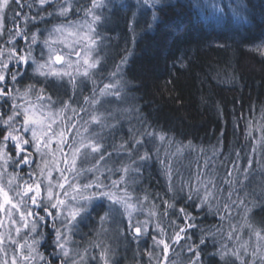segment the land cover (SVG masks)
<instances>
[{
	"label": "trees",
	"instance_id": "trees-1",
	"mask_svg": "<svg viewBox=\"0 0 264 264\" xmlns=\"http://www.w3.org/2000/svg\"><path fill=\"white\" fill-rule=\"evenodd\" d=\"M22 2L30 4L32 0H22ZM90 2L91 0H79L75 6L87 7ZM240 2L243 4V9L237 12L234 9L238 0H160L155 8L145 5L143 0L137 2L104 0L99 12L101 22L95 26L96 31L100 33L98 39L103 40L98 47L97 55L104 60L98 66V71L93 73L91 80L82 76L77 77L78 87L72 101L73 107L78 112L80 106L88 107L83 105V98L91 95L93 81L97 90L103 88L104 84L111 83L112 81L107 78L108 73L114 70V65L120 63L123 57H127V62L122 65V79L127 82L122 93L123 99L118 101L113 96L102 98V104L96 109L98 113L105 115L112 113L114 119L109 118L106 123L116 126L101 130L99 126L90 125L89 133L99 132L103 136L101 143L105 145L107 152L112 153V160L108 161L109 166H112V161L128 162L126 152L117 153L113 149L125 141L131 143L130 137L139 138V133L145 128L148 131L155 129L158 133L164 132L175 141L169 146L166 142L162 144L158 139L150 140L144 137L145 147L151 151L152 159L142 164L137 161L134 165L141 168V174L139 176L133 174L129 177V191L133 196H139L141 199L148 194L149 200L144 203L145 211L138 212L135 219L141 221L147 219V209L153 203L160 205L162 200L175 203L176 210L186 207L194 217L191 223L196 225V228L189 233L192 236L190 242L198 243L202 230L211 229L217 233L215 238L209 239L207 246L203 248V264H221L219 256L213 253L221 244H227L231 248L238 243L235 238L229 241L226 234L229 231V223L239 226L243 221L235 209L231 221L228 219L221 221L220 215H223V211L218 215L215 214V210L209 212L207 207L203 210L195 207L194 204H199V200L195 197L192 201L187 200V188L184 187V190L180 191L182 181L191 180L195 185L198 168L201 171L214 168L215 173L218 174L217 186L223 187L222 196H227L228 188L223 183L225 168L221 166V161L227 163V158L235 159L234 149L240 150L243 146L242 157L248 155L251 159L254 156L259 161L245 191L250 194V200H256L258 194L264 190V144H262L264 141V54H262L264 53V0H240ZM104 6L114 9L116 14L104 15ZM134 7L138 10L135 11ZM52 10L53 7L47 9V11ZM153 11L157 14L155 21L152 20ZM23 12L35 15L36 8L30 10L24 7ZM43 14L42 12L41 15ZM12 15L13 13L9 11L6 28L14 27ZM83 16L84 12L81 11L73 12L66 20L61 18L51 20L52 17H46L48 23H38L37 26L43 30L52 23L75 21ZM17 23L23 27L22 21ZM133 27L135 28L134 43L131 31ZM29 28L30 31H35V27L30 25ZM7 39L8 35L5 31V35L0 37V48L12 47L6 45ZM25 45L24 39L16 38V47L25 49ZM36 57L38 58L37 55ZM3 59L7 60V52ZM9 68L11 72L8 73L6 86L16 98L0 99V112L10 114L11 104L24 102L15 90L19 88L23 92V86L29 83L35 84L37 89L46 87L53 99L60 97L68 100L73 96L69 79L58 82L49 77V83H46L44 78L34 76L33 67L17 65L14 60L9 64ZM17 69L21 75L17 76L18 83H13L11 74L17 72ZM4 86L0 84V87ZM6 99L7 103H5ZM31 100L35 102V95ZM59 107V104L54 106L57 109ZM79 114L83 120H88V115ZM67 115L71 116L72 113L69 112ZM83 120L78 123L82 134ZM189 141L193 145L192 149L186 148L182 153L170 155L176 153L177 147L187 145ZM213 146L218 147L222 155L213 158L215 164H210L209 170H206L204 161L212 157ZM253 147L256 149L255 153H252ZM31 148L28 146V150ZM157 148H159L158 153ZM201 148L204 149L203 153L200 151ZM9 150L15 155L10 142ZM143 151L144 148H141L140 154H143ZM93 162H78V166L90 167ZM167 163L172 165L175 200L172 199L173 193L168 192V180L164 174V165ZM241 163L246 164V161L242 160ZM36 164H40V161L34 163L33 167L20 165L18 169L20 173L32 172ZM228 167L231 168L230 163ZM116 178L118 177L113 176V179ZM240 179L242 180L243 177ZM132 180L136 183H131ZM240 195L243 197L244 192ZM217 196L221 198V194L217 193ZM32 208L38 210L40 215H45L39 208L34 209V206ZM99 215H103V210L94 206L90 214L80 219L73 236L75 241L73 247L78 245L83 249L88 246L89 241L97 239V233L101 228ZM254 218L257 221L264 219V210L254 209ZM47 219L43 225L40 223L38 228L43 234V241L40 242L38 251L52 260L53 264H59V259L51 255L52 251L56 252L53 242L55 230L53 227L52 230L49 228ZM120 219L117 217L116 223L105 224L104 227L108 229L107 234L100 236V239L111 246L113 264H148L146 253L153 251V237L157 236L154 230L155 219L149 227V233L141 236L139 240L133 239L131 233L126 230V218L123 223H120ZM169 220H176V216L171 212L168 217H161L162 225L168 228L171 234ZM118 225L119 232H117ZM221 226L223 231L217 232ZM35 237L41 239L39 236ZM243 239H248L246 232L243 234ZM214 243L215 247H213ZM155 251L159 250L155 249ZM175 251L180 253L178 264H187L191 254L186 249L181 250L179 246H176ZM93 255L98 257V250L89 249V257ZM172 258L177 259L175 255ZM88 264H97V261L89 259Z\"/></svg>",
	"mask_w": 264,
	"mask_h": 264
},
{
	"label": "snow or ice",
	"instance_id": "snow-or-ice-1",
	"mask_svg": "<svg viewBox=\"0 0 264 264\" xmlns=\"http://www.w3.org/2000/svg\"><path fill=\"white\" fill-rule=\"evenodd\" d=\"M77 3L78 0H32L30 4H25L22 0H0V37H3L7 31L8 39L5 43L12 45L11 48H0V84L5 85L0 87V99L16 98L6 86L8 73L11 72L9 64L13 60L17 65L33 67L34 76L43 77L46 83H49V77L58 81L68 77L73 88V96L68 100L60 97L53 99L46 87L37 89L35 84L29 83L23 86V92L19 88L15 90L24 103L11 104L10 114L0 112V210L6 211L10 223L14 226L6 234L0 233V264H53L52 260L39 253L40 240L35 238V236L43 238L38 228L47 218L52 219L55 230L54 243L57 251L51 255L57 257L60 264H88L89 259L97 261V264H113L111 246L100 239V236L107 234L108 229L104 225L109 222L116 223L117 217L121 218L120 223L126 218V230L135 240L149 233V227L155 219L154 230L157 236L153 237V251L146 253L148 264H153V261L155 264H178L180 253L175 251L176 246L181 250L186 249L191 254L187 264H203V248L207 246L209 239L215 238L217 233L211 229L202 230L199 242H190L192 236L189 233L196 228V225L191 223L194 217L186 207L176 210L175 203L162 200L160 205L153 203L147 209V219L143 221L135 219L138 212L145 211L144 203L149 200L148 194L141 199L139 196H133L129 191V177L133 174L135 176L141 174V168L134 165L137 161L142 164L152 159L151 151L145 147L144 137L150 140L158 139L162 144L166 142L169 146L175 141L164 132L158 133L155 129L148 131L145 128L139 133V138L130 137L131 143L125 141L114 147L113 150L117 153L121 151L127 153L128 162L112 161V166H109L108 161L112 160V153L107 152L105 145L101 143L103 136L99 132L89 133L90 125L99 126L101 130L106 127L115 128V124L106 123L109 118L114 119L113 114L98 113L96 109L102 104V98L113 96L118 101L123 99L122 93L127 82L122 79V65L127 62V57H123L120 63L114 65V70L108 73L107 78L112 81L111 83L104 84L103 88L97 90L93 81L91 95L83 98V105L88 107L80 106L78 112L72 105L78 87L77 77L82 76L91 80L93 73L98 71V66L104 60L98 55L93 56V53L98 51L99 45L103 43L102 39H98L100 33L94 26L101 22V16L96 15V12L103 6L104 0H91L90 5L83 8L76 7ZM143 3L155 8L160 0H143ZM24 7L30 10L35 7L36 14L24 13ZM49 7H53V10L47 11ZM242 9L243 4L238 0L234 10L239 12ZM9 11L13 13L11 17L13 28H6ZM81 11L86 18L90 17V20L86 19L82 24L62 22L44 30L37 26L38 23L47 24L46 17L66 20L73 12ZM133 16L135 17V13ZM156 19L157 14L153 11L152 20ZM17 21H22L23 27ZM30 25L35 27V31H30ZM131 31L134 43L135 28H131ZM54 35L64 44H68L67 37H73L80 50L73 49L67 55L61 54V51L54 47L57 43L52 39ZM17 37L26 41L25 49L16 47ZM68 46L72 47L71 44ZM37 48L41 49L39 59L34 55ZM5 52H7V60L3 59ZM68 56H74L75 59L71 60ZM18 75H21L19 69L11 74L13 83H18ZM33 95H35L34 103L31 100ZM57 104L60 107L54 110ZM69 112L72 113L71 116L67 115ZM79 113L88 115V120H83ZM82 120L83 134L78 127V123ZM27 133H30V137L25 135ZM9 141L15 155L9 150ZM53 143L56 145L55 149L52 147ZM28 146H31L33 152L41 157V163L27 174V179H24L19 172L9 173L7 170L10 165L15 168L20 165L31 166L35 163L32 159L33 152L28 151ZM65 148L68 149L67 152ZM141 148H144L143 154H140ZM186 148H193L191 141L187 145L177 147L176 153L170 155L182 153ZM156 151L158 153L159 148ZM200 151L203 153L204 149L201 148ZM242 151L243 146L240 150L234 149L235 159L229 157L227 163L221 161V166L225 168L223 183L228 188L227 196H222L224 188L217 186L218 174L215 173V169L209 170L210 164H215L213 158L222 155L216 146H213L212 157L204 161V169L209 171H201L198 168L195 185L191 180L182 181L180 191L182 192L186 187L187 200L192 201L195 197L199 200V204L194 206L200 207L201 210L207 207L209 212L215 210V214L218 215L223 211V215H220L221 221L225 219L231 221L234 218L232 215L234 209L241 217L243 222L239 226L229 223V231L226 234L229 241L235 238L238 243L231 248L227 244H221L213 253L219 256L221 264H264V219L257 221L254 218V209L264 210V190L258 194L256 200H250V194L245 191L259 161L254 156L251 159L248 155L242 157ZM255 151L253 147L252 153ZM89 160L94 161L90 167H78V162L84 163ZM242 160L246 161V164L241 163ZM161 163L164 164L163 161ZM229 163L231 168L228 167ZM164 167L168 192L173 193L172 199L175 200L172 165L167 163ZM113 176L118 178L113 179ZM240 177L243 179L241 180ZM131 183L135 184L136 181L132 180ZM241 192H244L243 197L240 195ZM217 193L221 194V198H218ZM97 201L100 203L96 204ZM32 206L39 208L45 215L34 211ZM94 206L103 210V215H99L101 228L97 233V239L89 241L88 246L83 249L78 245L73 247L72 245L75 244L73 236L80 219L90 214ZM170 212L176 216V220H169L171 234L161 222V217H168ZM14 214H18V220L14 218ZM2 226L3 223L0 221V227ZM13 231L16 238H13ZM222 231V226L217 229V232ZM22 232L35 236L29 242L21 236ZM245 232L248 235L247 240L243 239ZM9 249L12 252L11 256ZM89 249L98 250V257L96 255L89 257ZM155 249L159 251L156 252ZM174 255L177 257L176 260L172 258Z\"/></svg>",
	"mask_w": 264,
	"mask_h": 264
},
{
	"label": "rangeland",
	"instance_id": "rangeland-1",
	"mask_svg": "<svg viewBox=\"0 0 264 264\" xmlns=\"http://www.w3.org/2000/svg\"><path fill=\"white\" fill-rule=\"evenodd\" d=\"M79 1V0H78ZM138 0H135V2H137ZM139 3H140V1H139ZM53 7H55V6H53ZM135 11H137L138 9H137V7H134L133 8ZM99 12H100V8L97 10V12H96V15H98L99 16ZM134 13V12H133ZM54 19H56V18H52L51 20H54ZM61 19H64V18H61ZM90 20V17L89 18H86L85 17V15L83 16V17H81V18H78V19H76L75 21H71V22H77V23H84L85 22V20ZM67 23V22H66ZM54 24H58V23H52L51 25H50V27H47L48 29H51V27H52V25H54ZM96 26V25H95ZM94 26V27H95ZM45 29V28H44ZM43 29V30H44ZM45 36H47V32H45ZM42 39H43V37H42ZM52 39L53 40H56L57 41V43L56 44H54V47H56L59 51H61V54H69V53H71V51L73 50V49H75V50H77V51H79L80 50V47L75 43V41H74V38L73 37H67V40H68V44H71V48L68 46V44H64V43H60L59 42V40H58V38H57V36H53L52 37ZM40 51H41V49L40 48H38L37 49V53H36V55L38 56V59H39V57H40ZM47 56V51L45 50V57ZM93 56H97V52H94L93 53ZM68 58L69 59H71V60H74L75 59V57L74 56H68ZM58 67V66H57ZM68 71H72V69H67ZM79 77H81V76H79ZM43 78V77H42ZM50 78H52V77H50ZM53 79V78H52ZM55 79V78H54ZM64 79H68V77H64L63 78V80ZM58 81V80H57ZM59 82V81H58ZM22 103H24V102H22ZM22 103H20V104H22ZM34 103V102H33ZM55 109H57V108H54V110ZM17 127H19V124H17ZM27 137H30V133H27V134H25ZM10 143H11V141H9ZM52 147H53V149H55V147H56V145H55V143H53V145H52ZM29 152H33V149L31 148L30 150H28ZM65 151L67 152L68 151V149L67 148H65ZM35 153L33 152V156H32V159L34 160L35 158H36V161H35V163L36 162H39L40 161V163H41V157L38 155V154H35ZM57 156H59V154L57 153ZM39 160V161H38ZM87 162H93V161H91V160H89V161H87ZM87 162H84V163H87ZM36 165H38V164H36ZM36 165H35V167L32 169V171L36 168ZM61 166H63V165H61ZM30 167H33V164L30 166ZM29 167V168H30ZM79 167V166H78ZM27 170V169H26ZM9 173H13V172H19L20 173V170L18 169V167H12L11 165L8 167V170H7ZM31 172V171H30ZM29 172H21L20 174L22 175V176H24V179H27L28 177H27V174H28ZM113 178V177H112ZM5 179H7V177H5ZM33 207V206H32ZM34 209H37L35 206H34ZM34 211H38V210H34ZM40 213V212H39ZM14 218L15 219H19V217H18V214H14ZM0 221H2V223H3V226L2 227H0V233H7V231H8V229H10V228H14V226L10 223V221H9V219H8V216H7V213H6V211L5 210H0ZM47 223H48V225H49V228L51 229L53 226H52V219L50 218L49 220L47 219ZM41 224L43 225L44 224V221H42L41 222ZM60 225H59V222H57V227H59ZM42 227V229H43V226H41ZM41 229V228H40ZM52 230V229H51ZM13 238H15V232L13 231ZM33 235L34 234H25L24 232H22L21 233V236H23V238L24 239H28V241L29 242H31V238L33 237ZM36 238V237H35ZM37 239V238H36ZM43 241V239H40V242H42ZM53 242H55V232H54V239H53ZM21 243H23V239H21ZM50 243H52L51 242V240H50ZM56 251H57V249H56ZM51 253H53V251L51 252ZM12 255V252H11V250H9V256H11ZM59 264H60V262H59Z\"/></svg>",
	"mask_w": 264,
	"mask_h": 264
},
{
	"label": "bare ground",
	"instance_id": "bare-ground-1",
	"mask_svg": "<svg viewBox=\"0 0 264 264\" xmlns=\"http://www.w3.org/2000/svg\"><path fill=\"white\" fill-rule=\"evenodd\" d=\"M103 14L105 15V14H109V16L110 15H114V14H116V12H115V10L114 9H108L106 6H104V8H103ZM261 46H263V45H261Z\"/></svg>",
	"mask_w": 264,
	"mask_h": 264
}]
</instances>
